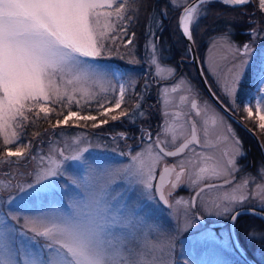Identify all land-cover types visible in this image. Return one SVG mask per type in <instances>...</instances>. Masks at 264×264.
<instances>
[{"label":"snow or ice","instance_id":"1","mask_svg":"<svg viewBox=\"0 0 264 264\" xmlns=\"http://www.w3.org/2000/svg\"><path fill=\"white\" fill-rule=\"evenodd\" d=\"M219 2L236 8L254 0ZM212 3L168 0L169 6L179 9L177 25L189 44H195L194 32ZM141 7L142 0H0V164L16 169L29 164L32 168L27 173L30 181L19 179L25 174L20 172H9L0 179V264H202L194 259L199 247L246 252L239 233L236 238L230 233L227 238L217 236L198 209L236 224L244 215L240 209L251 199L260 210L246 211L264 219V167L257 173L262 183L242 178L243 186L254 184L251 192L225 194L212 204L202 195L221 187L207 181L223 178L224 184H231L228 177L241 171L243 144L225 114H242L237 121L242 126L243 120H258L256 126L264 132V49L253 47L255 41L264 40V27H251V40L242 45L233 41L229 26L216 36L214 45L223 42L231 54L225 72H213L220 95L208 85L210 96L222 111L201 102L191 88L180 98L188 112L163 111L167 89L160 90L165 121L169 115L191 117L185 120L191 138L178 145L164 124L158 126L155 135L149 128L139 129L140 151L109 149L106 144L93 142L86 133L62 143L49 141L47 153L42 147L36 150L40 140L27 139L29 129L40 120L51 124L48 135L56 136V129L80 127L81 121L84 126L92 121L91 127L96 129L107 125L109 119L126 118L132 124L136 119H149L142 104L151 84L145 80L138 92L132 72L112 63L114 58L133 56L136 33L132 28ZM255 7L264 16V0H255ZM167 15V8H161L162 18L154 21L155 30L148 25L145 60L156 66L157 76L161 55L157 31L163 28ZM127 63L139 64V60L133 56ZM171 72L175 74V69ZM245 86L247 92L242 94ZM133 97L135 104L129 112L128 100ZM73 105L78 110L73 111ZM79 109L89 114L81 115ZM101 116L108 118L99 119ZM73 118L76 123L70 125ZM34 135L43 139L40 133ZM118 137L122 141L130 138L124 132ZM112 140L115 143L117 137ZM210 140L232 145L233 150L225 152L214 167L205 169L199 165L211 158L207 154ZM170 146L174 150H169ZM145 153L154 154L156 161L179 159L164 166L157 181L155 166L145 161ZM186 173L189 180L182 181ZM169 175L173 179L165 190ZM65 177L61 185L59 179ZM69 187L74 194L68 192ZM180 187L193 190V195L188 199L175 197ZM58 189L68 196L66 210L34 208L36 202ZM257 236L264 240V229L259 233L249 229L245 240ZM161 237L167 249L162 260L153 254Z\"/></svg>","mask_w":264,"mask_h":264},{"label":"rangeland","instance_id":"2","mask_svg":"<svg viewBox=\"0 0 264 264\" xmlns=\"http://www.w3.org/2000/svg\"><path fill=\"white\" fill-rule=\"evenodd\" d=\"M142 4H144V9L139 11L138 14V19L137 22L133 25L132 30L135 31L136 37H135V48L132 50L133 56L136 60H139V64H128L127 59L133 58V56L126 57L125 60H119L114 58L112 60V63L114 65H119L122 66V68H126L132 72V75L134 78L137 80V91L141 89L143 86V83L145 80H148L150 75H155L157 78H163L166 75H173L171 72V69H175V73L177 71H181L183 75H186L189 78L197 77L198 75L195 72L194 64L192 61H190V53L187 48V44L183 38V36L180 33V30L178 28L177 23L174 21V19L171 20L170 25L168 26L167 19L169 15H172L173 13H177L179 15V9L176 8L174 9L173 7L169 6L168 0H165V3H162V5H158L156 7V0H142ZM164 4V5H163ZM167 8V13L168 15L166 17H163L164 19V25L163 28L157 31V36H159V42H158V51L161 53L159 57V76L156 75L157 68L156 66H150L146 63L145 60V44L148 40L147 32H148V25L152 24L154 26L155 30V20H159L162 17L159 16V12L161 8ZM247 13H252L251 16L254 14H257L259 17L257 20H255L253 17V21H255V24H250V28L255 26V27H264V16L260 14V12L256 9L255 7V0L253 3L244 6V7H236L232 12L226 11L223 12L222 14L220 13H214L207 11V15L200 20V25L198 29V33H201L203 35H207L205 38V44L203 43V48L201 51L198 52L199 47L194 46V51L198 60V63L201 67V70L203 74H208V75H213V72L216 73H224L226 70V66L228 63V58L230 57L229 51L226 49L224 46L223 42H216L214 45V40L216 39V36L222 32L226 26H229V30L234 32L236 29V26H243L240 25L244 21H250L251 16L250 14ZM212 14V15H210ZM250 20H246L249 19ZM259 18L262 20L261 26H259ZM243 19V20H242ZM177 26V27H176ZM176 27V30H174ZM247 35L246 38H241L240 39H233V41L237 45H242L245 43L248 39L251 40V37L249 33L245 34L242 33V36ZM249 35V36H248ZM182 36V38H180ZM185 46V47H183ZM183 47L184 50L182 52L177 53V49ZM253 47L256 49H264V40H257L253 44ZM125 50L122 49V54L124 53ZM255 55V54H254ZM188 58L189 63H182L181 61L179 62V58ZM203 58V59H202ZM185 65L184 69L181 68V65ZM211 69V71H210ZM199 79V78H198ZM196 83L198 84V87L200 83L196 80ZM201 86V85H200ZM182 93L184 92L185 95H188V90H185L183 88ZM135 104V97L132 99L128 100V106L127 110L129 112L132 111L133 107ZM147 106V105H146ZM147 108H150L147 106ZM72 110L76 111L78 110L75 105L72 106ZM81 112V115L89 114L88 111L79 109ZM147 111H150V109H146ZM119 109L116 110V114L119 113ZM92 115H96L95 111L91 112ZM256 116V112L254 109V117ZM62 119V117H60ZM108 117H99V119H105ZM171 117H167L169 119ZM165 120V117H164ZM178 118L174 120V124H170V122H167V125H171L172 129L170 131L171 134H174L176 136V140L180 139L178 138V131L181 130L182 127L178 128V123L177 121ZM129 122L126 118L121 119L119 121H112L109 119V123L107 125H103L101 128H96L93 129L91 127V124L93 123L92 121L87 122V126H84V122H79L80 127H68L65 129H56V132L59 133V135L56 136H50L48 135V132L51 131V124H49L47 121H37V124L35 127H32L29 129V135L27 139H33V140H40V144L37 146V151L39 150L40 147H42L47 153L49 151V141L51 140H56L58 142H63V141H68L72 137L80 135V134H87L88 137L93 141H99L103 144H106L109 149L116 147V144L119 145L120 148L123 149V143L116 140L114 143L112 140V137L107 134V130L110 129L111 127L116 126L119 123L122 122ZM54 123V119L52 121ZM258 122V120H257ZM76 119L73 118L70 121V125L75 124ZM168 127V126H167ZM112 129V128H111ZM259 131V130H258ZM261 139L263 140L264 143V132H261ZM35 133H40L43 139L41 140L40 137L35 136ZM168 136L169 141L172 140V135ZM176 142V141H175ZM115 145V146H114ZM225 147V149L223 148ZM126 149V147H125ZM217 149V150H216ZM141 148L136 149L134 148L133 151H140ZM233 150L232 145H224L223 143L217 141V147L211 148L207 150V154L210 159L204 161L202 164L204 166H208V164H212L213 167L216 164V161L220 159V156L222 153L229 152ZM219 157V158H218ZM218 158V159H217ZM144 159L146 162L150 161L154 164L156 168H158V164L160 161H156L154 154L151 153H145L144 154ZM124 163H127L126 160L123 161ZM32 163V162H30ZM32 171V168L30 167L29 164H25L22 168L16 169L15 167L9 168L6 165L0 164V179H3L5 175L9 172H11L13 175H15L17 172L20 173H25L24 175L20 176L19 179L23 181H30L32 179L31 176L27 175V173H30ZM197 171V170H196ZM72 170L69 169V173H71ZM65 178H60L59 183L61 185L64 184ZM194 178V176L192 177ZM189 180V173H186V181ZM261 183V182H260ZM251 189L254 188V184H251ZM227 187H218L210 192H207L205 194H202L204 196V199L207 203L212 204L214 202H219L222 200L225 194H230V195H235L238 196L239 191H238V186L236 184H232V186L228 189L225 190ZM69 193H73V189L71 187L68 188ZM227 203V201H224ZM68 203V196L65 195V193L61 190H57L54 195H48L43 197L41 200L35 203L34 208L36 210H42V211H53L57 209H64L66 210ZM178 208L180 206H177ZM203 213V211H202ZM203 215L205 216V219L209 227H211L217 234V236L222 237V238H227L229 235L228 232V226L225 224V226L218 227V226H213L212 223L209 221L212 220H218L222 219L224 222L227 220H224L225 217L223 216H216V215H208L207 212L204 211ZM171 227V225H169ZM199 227V224L197 225ZM249 229H252L253 231L259 233L262 228H259L256 224L252 223L251 227L249 225H240L239 227V232H240V238L241 241L244 242L245 247L248 249V253L250 256L252 255L256 260L258 261L259 264H264V240L260 239L259 236L253 239L245 240L246 233ZM236 231V230H235ZM235 234V232H234ZM237 235H235L236 237ZM157 247L154 251V255L159 257L161 260L165 258L166 256V241L161 237V239L156 242ZM177 252L180 250V244L177 243ZM235 258L236 260H231V258ZM194 259L201 261L202 264H217V261H226L227 264H253L251 261L245 260L242 256H240L239 253H234V252H221L217 248L207 245L203 247H199L196 251Z\"/></svg>","mask_w":264,"mask_h":264},{"label":"flooded vegetation","instance_id":"3","mask_svg":"<svg viewBox=\"0 0 264 264\" xmlns=\"http://www.w3.org/2000/svg\"><path fill=\"white\" fill-rule=\"evenodd\" d=\"M164 26L167 27L166 25H164ZM237 31H239L241 34L242 33L248 34L250 31V25L236 26V29L234 30V32H237ZM246 37H247V35L241 36V38H243V39ZM249 41L250 40L248 39L246 42H249ZM180 61L182 63H184V62L189 63L190 62V61H188V58H184V57L183 58L180 57L179 62ZM184 67H185V65L182 64L181 68L184 69ZM204 78H205L208 85H212V90L216 91L217 95H220L219 91L215 88V78L212 75H208V74H205ZM196 80L200 83L201 86L199 85V87H198ZM147 81L151 84V88L149 90V94L145 97V102L142 104V108L149 115V119H147V120L136 119L135 124L124 121L122 123L117 124L116 126L114 125V127L110 126V129L107 130V134H105L106 136L109 135L110 137L116 136L117 140L123 143V145H124L123 149L120 148L119 145L116 144V147L118 148V150H122V151H130L131 150V151H133L134 148H136V149L141 148L142 147L141 143H140L141 133L139 132V129L141 127L149 128L153 132L154 135L157 131L158 126L161 124H164L166 127L168 126L170 131H171L172 127H171V125L170 126L167 125L168 124L167 122H170V124L173 125L174 120L176 118H178L177 121L180 122V123H178V128L182 127L181 130L178 131V138H180V139L176 140V142H175L176 145H178L180 142H182V140L185 138H188V139L191 138L190 129H189L188 125L185 123V120L189 119L191 117H186L182 114L180 116H177L176 118H173L171 115H169V117H171V118L167 119V121L164 120L161 100L159 98L160 90L162 88L167 89L165 96H164L165 103L163 104V111H166L169 113H184V112L189 111V109L185 106L184 102L181 101V99H180L181 96H186L185 93L184 92L182 93V91H181L183 88H185V90H189V88L194 89L199 94V99L201 100V102L207 101L210 105L215 107L217 110L222 111L219 108V106L211 99V97L207 93L206 89L202 85L201 81L197 77L193 76V78H189L186 75H183V73H181V71H179V72L177 71V73H175L171 76L166 75L163 78H157L155 75H150V77L148 78ZM173 89H175V91H173ZM141 90H142V87L139 91H141ZM245 92H247V86H245V88L243 89L242 94ZM146 105L149 106L150 108H147ZM146 109H150V111H147ZM225 115H226V119L228 120V123L231 124L233 129H235V134L238 136L239 140L242 141V144H243V151L245 153V156L239 159V167H240L241 171L234 173L233 174L234 178L228 177L229 179L232 180L231 184H224L223 178H216V179H213V180H210L207 182H211V183H215L217 185H221V187H227V188H225V190L230 188L232 186V184H236V186L240 185V186H238V188H239L238 189V191H239L238 196H239L243 193L251 192L254 189V188L251 189L252 183H249L246 187L243 186L241 184L242 178H252L255 180V183H257V184H259L260 182L262 183V181H261V179L257 173H258L259 169L264 167V160L262 158V154L259 150V147L257 146L256 141L254 140L252 135H250V133H248L241 125H239L236 121H234L230 116H228L227 114H225ZM234 115L239 120H241L242 114L235 113ZM242 122L246 126L251 128L256 133V135L259 137L260 141L262 142V145L264 146L263 140L261 139V137H262L261 133L259 132L260 130L256 126V123H258V122L256 121V123H253L252 120H243ZM120 132L127 133L130 138L127 141L120 140L118 137V133H120ZM209 144L211 145V148L217 147V141L210 140ZM125 147H126V149H125ZM223 148L225 149V147H223ZM170 149H173V147L170 146L169 150ZM197 150L198 151L200 150L199 147L197 148ZM223 154L224 153H222V155L220 156V159H223ZM117 159L122 160L123 158L117 157ZM178 159H179V157H165L158 164V168L155 167L156 174L158 175V173L160 171H162L164 166H166V165L170 166V165L174 164ZM203 162L200 163V165H199L200 167L205 168V169H210L213 167V165L210 163L208 164V166H204L202 164ZM196 170H197V172L199 171L198 168ZM171 179H173V176H171V175L167 176L166 183L164 185L165 190H167L170 187L169 181ZM182 181H186V174L184 177H182ZM203 182L204 181L201 182V186L203 185ZM154 184H155V181H154ZM192 195H193V190H190L189 188H185V187L178 188L176 190V192L174 193L175 197H184L185 199L190 198ZM243 208H245V209L255 208L257 211L260 210L259 204L256 203L255 200H251V199L245 203ZM198 211H199V214L203 215V213H204L203 210L198 209ZM202 211H203V213H202ZM262 215H264V213H262ZM224 220H227V221L224 222L222 219H218V220H212L209 222L210 223L221 222V225H219L218 227L225 226V224H226L228 226V232L230 233V220L227 217H225ZM205 221H206V219H205ZM252 223L256 224L259 228H262L263 223H264V219H261L260 216H254L250 212H244V215L242 217L238 218V222L236 224H233V229H234L235 235H237V233H239V238H240L241 237L240 232H239L240 225H249L251 227ZM240 240H241V238H240ZM246 250H247V248H246ZM246 252H248V250Z\"/></svg>","mask_w":264,"mask_h":264},{"label":"trees","instance_id":"4","mask_svg":"<svg viewBox=\"0 0 264 264\" xmlns=\"http://www.w3.org/2000/svg\"><path fill=\"white\" fill-rule=\"evenodd\" d=\"M162 3H165V0H156V7H157L158 5H162ZM163 5H164V4H163ZM142 9H144V4H142V7L140 8V11H141ZM234 9H235V8H232V7L225 6V5L221 4V3L219 2V0H213V3L210 4V5L208 6L207 11L212 12V14H214V13H220V14H222L223 12H226V11L232 12ZM212 14H210V15H212ZM247 14H250V13H247ZM251 15H252V13L250 14V16H251ZM207 16H209V15H206V17H207ZM177 17H178V14H177V13H175V14L173 13L172 15H169V17H168V19H167L168 26L170 25V22H171L172 19H174V21L177 23ZM204 17H205V16H204ZM252 17H253L255 20H257V18H258L259 16H258L257 14H254L253 16H251V20H253ZM202 18H203V17H202ZM202 18H201V19H202ZM242 20H243V19H242ZM246 20H250V18H249V19H246ZM261 22H262V20L259 18V26L262 25ZM240 25L246 26V25H250V23H249L248 21H244V22L241 23ZM176 27H177V26H176ZM176 27H175L174 30H176ZM232 33H233L232 37H233L234 39H240V37L242 36V34H241L239 31H237V32H232ZM206 36H207V35H203L202 32H201V33H198V30L194 32V38H195V41H196V42H195V46L199 47L198 52L201 51V49L203 48V43L206 41V40H205ZM180 38H182V36H181ZM182 39H183V38H182ZM204 44H205V43H204ZM183 47H185V46H183ZM183 47L177 49V53H178V52H182V51L184 50ZM185 49H186V47H185ZM263 227H264V223H263ZM247 250H248V249H247ZM248 252H249V251H248ZM248 257H249L250 259H252L253 261H255L256 264H259L258 261L256 260V258H254L252 255H251V256L248 255ZM230 258H231V260H233V259L236 260L235 258H232V257H230ZM255 262H254V263H255Z\"/></svg>","mask_w":264,"mask_h":264},{"label":"water","instance_id":"5","mask_svg":"<svg viewBox=\"0 0 264 264\" xmlns=\"http://www.w3.org/2000/svg\"><path fill=\"white\" fill-rule=\"evenodd\" d=\"M181 33V32H180ZM182 35V34H181ZM183 36V35H182ZM183 38H184V36H183ZM184 40H185V42H186V44H187V48H188V51H189V53H190V56H191V58H190V61H192L193 62V64H194V68H195V72L197 73V75H198V78H199V80L201 81V83H202V85L204 86V88L206 89V91H207V93L209 94V88H208V84H207V82H206V80H205V78H204V74H203V72H202V70H201V67H200V65H199V63H198V60H197V57H196V54H195V51H194V45H192V44H189V42L184 38ZM189 49H191V51L189 50ZM209 96H210V94H209ZM211 97V96H210ZM211 99L213 100V98L211 97ZM214 101V100H213ZM215 102V101H214ZM216 103V102H215ZM219 106V105H218ZM233 116H234V118H233ZM233 116H230L234 121H240L235 115H233ZM239 125H241L240 123H238ZM242 124H243V128L248 132V133H250V135H252V137L254 138V140L256 141V143H257V145H258V147H259V150H260V152H261V154H262V158H263V160H264V150H263V148H262V145H261V142H260V140H259V138H258V136L256 135V133L251 129V128H249L248 126H246L243 122H242ZM170 150H174V148L173 149H170ZM160 173H161V171L158 173V175H157V181H158V179H159V175H160ZM166 179H167V176H166ZM157 181H155V183L157 182ZM242 212H248V211H246V209L245 208H242V209H240ZM219 224H221V222H215V223H212V225L213 226H218ZM230 233H231V236H232V238H236L235 237V234H234V229H233V224L230 222ZM245 258H246V255H245V253L243 252V253H241ZM248 261H251V263H253L254 261L253 260H250V259H248V258H246ZM254 264V263H253Z\"/></svg>","mask_w":264,"mask_h":264},{"label":"bare ground","instance_id":"6","mask_svg":"<svg viewBox=\"0 0 264 264\" xmlns=\"http://www.w3.org/2000/svg\"><path fill=\"white\" fill-rule=\"evenodd\" d=\"M234 115V114H233ZM229 116V115H228ZM260 140V139H259ZM261 142V141H260ZM257 144V143H256ZM261 145H262V142H261ZM258 146V145H257ZM262 148H263V150H264V146L262 145Z\"/></svg>","mask_w":264,"mask_h":264}]
</instances>
